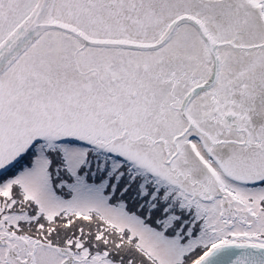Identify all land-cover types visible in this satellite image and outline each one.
Wrapping results in <instances>:
<instances>
[{"label":"snow or ice","instance_id":"obj_1","mask_svg":"<svg viewBox=\"0 0 264 264\" xmlns=\"http://www.w3.org/2000/svg\"><path fill=\"white\" fill-rule=\"evenodd\" d=\"M0 264H264V0H0Z\"/></svg>","mask_w":264,"mask_h":264}]
</instances>
